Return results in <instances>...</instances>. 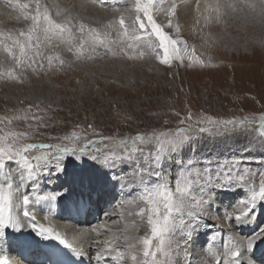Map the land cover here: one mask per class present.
<instances>
[{"label": "rangeland", "instance_id": "374dc122", "mask_svg": "<svg viewBox=\"0 0 264 264\" xmlns=\"http://www.w3.org/2000/svg\"><path fill=\"white\" fill-rule=\"evenodd\" d=\"M60 1L66 3V0ZM129 1L124 7L128 13L132 7V0ZM169 1L165 0V5ZM21 2L28 3L27 0ZM68 2L70 3L68 8L76 13L80 8L79 2L74 1L75 4L70 0ZM198 2L204 0H193V5H197ZM28 4L30 8V3ZM112 4L114 5L115 2L106 3L105 6L110 8ZM175 5V16L171 17L172 27L168 26L169 17L163 12L155 16L156 21L163 25V31L170 38L186 42L177 44L179 55L183 59L172 58L169 64L161 62L163 52L159 49V41L154 36L152 40L156 48L155 52L146 46H141L113 57L103 48H98L99 55L92 59H76L74 53L68 52L63 44L54 41L53 45L45 47L43 51L53 56L59 55L64 61L63 64L54 59L52 66L48 67L45 59L44 67L35 72L31 69L17 68L16 74L21 76V79L12 80L7 78L11 58L0 50L2 55L0 135L19 134L16 139L19 145L60 144L80 149L91 141L97 142L87 148L81 159L78 160L71 155L64 159L62 171H57V162L50 160L36 165L31 177L25 172L23 184L26 185L28 194L39 187L41 190L46 189V193L41 196L53 193L58 186L63 185L64 181L67 182L68 172L86 167L103 168L108 174H113L115 178H121L123 181L127 179L124 174L130 170V166L127 163L115 167L105 166L99 160L106 154V148L120 154L122 150L118 142L122 139L137 135L147 137L153 133L174 131L178 127L195 128L198 122L200 126H207L203 123L205 117L220 120L251 117L255 119L257 128L255 131H237L214 138L209 137L207 133L200 134L204 138L201 144L194 151L185 149V155L194 156L206 166L211 161L210 166L213 168L218 164L235 165L239 169L247 168L250 174H254L253 182L259 185L261 174L264 173V139H261L258 130L259 117L264 115V32L257 33L256 25H250L249 28L248 23L251 18L243 14L229 15L216 21L215 13H206L205 16L201 8L197 12L190 11V17H182L178 10L179 4L175 2ZM211 7L212 4L209 2L207 10ZM195 8L196 6L193 7ZM109 12L113 13V10ZM87 16L92 18L91 15ZM205 17L210 19L206 20ZM52 18L56 19V17ZM29 20L21 19L20 23L18 19L11 18L8 29L20 27L19 24L27 29ZM255 21L258 22L251 19V22ZM85 23L96 29H104L107 25V23L100 26L91 22ZM3 25L5 24L0 23V28H4ZM176 25L179 27L178 33ZM25 29L20 28V30ZM109 31L112 32L114 40H119L114 30ZM120 46L118 42L111 47L119 51ZM141 51L145 53L143 57L139 55ZM189 114L191 119H188ZM181 121L184 123L181 124ZM27 154L33 159L37 155L55 156L58 153L55 149L50 151L37 149ZM91 156H97L99 159H92ZM33 163L35 164L34 159ZM12 166L20 168L19 165ZM178 167L175 164L166 165L164 171L170 177L175 176ZM20 174L17 172V176L20 177ZM132 187L129 189L133 193L129 196L118 194L119 190H116L117 193L113 194L116 202L111 206H108L109 204L104 206L107 211L112 208L108 212L114 213L115 207L119 209L125 204L124 199L130 198L126 205L133 203L135 210L134 206L130 205L126 210L130 209V212L127 211V217L129 221L135 223L132 225L134 226L132 231H136L137 234L133 236L143 238L150 234L146 216L142 220L137 214L138 208L145 207V203L140 200L144 184L137 181ZM192 195L199 198L196 192ZM249 195V187L246 184L217 188L212 193L208 215L201 221L188 246L189 254L185 255L183 251L174 252L171 258L172 264H214V257L211 258L209 255L212 252L207 247L208 240L212 238L211 234L220 232L217 226L221 222L234 225L235 221L227 219L226 216L238 214L242 207L240 201ZM118 196L122 197L118 199ZM121 202L124 204L121 205ZM260 214L264 215V200H257L249 213L250 218L246 220H257L255 216ZM113 218L111 221L119 225L120 216ZM262 221L260 230L264 229L263 216ZM175 222L179 227L181 219L177 217ZM91 224L93 226L96 223ZM118 237L122 241L120 244L122 248L118 247V249L124 253V259L118 260L115 258L116 255L109 257H113L118 264H135L131 257L138 250L126 247L122 232H119ZM199 238L207 243L204 247L202 245L200 254L205 258L200 261L197 254L190 250L197 246V244L194 246V243L199 242ZM171 240L173 249L176 248V241L181 245L184 243L183 240L180 241L179 232H176ZM100 246L101 244H97L96 248L92 249L95 250ZM159 258L164 259L163 256Z\"/></svg>", "mask_w": 264, "mask_h": 264}, {"label": "snow or ice", "instance_id": "6c2138e0", "mask_svg": "<svg viewBox=\"0 0 264 264\" xmlns=\"http://www.w3.org/2000/svg\"><path fill=\"white\" fill-rule=\"evenodd\" d=\"M15 2L23 13V18L31 20V25L26 30L15 33H0L2 37L0 38V50L11 58L10 70L7 72L9 79H21V76L16 74L17 68L31 69L33 72L43 68L45 59L48 67L52 66L54 59L63 64L64 61L59 55L53 56L43 51L45 47L53 45L54 41L63 44L68 52L74 53L76 59H92L99 55L98 48H103L113 57L141 46H146L155 52L156 48L152 40L154 36L158 39V47L163 52L162 63L169 64L172 58L183 59L179 55L180 50L177 44L186 42L170 38L163 31V25L155 19L156 15L163 12L169 17L168 26L172 27L171 17H174L176 12L175 0H170L167 5H165V0H132V7L128 13V16L132 18L129 22L126 23L128 16L121 13L118 19L109 20L104 29L89 26L84 22L90 19L89 17L74 13L71 9H66L62 13L57 12L56 15L59 17L57 20L52 18L48 6L41 3V0H34V12L29 11L28 3H22L21 0H15ZM107 2L108 0H81L80 7L82 9L89 6L104 8ZM210 11L215 13L216 21L229 15L243 14L264 23V0H223L222 3L217 0ZM205 19L209 20L210 17H205ZM175 27L178 33V25ZM109 30H114L119 40H114ZM118 42L121 45L119 51L111 47ZM144 54L143 51L139 53L140 57ZM188 119H191V114ZM259 121L258 130L261 139H264V115L259 117ZM183 123L184 121H181V124ZM203 123L207 126H200L198 122L195 128L178 127L174 131L153 133L147 137L137 135L122 139L118 142L122 150L120 154L106 148V154L103 159L99 160L108 167L127 163L130 170L124 174L127 179L121 181L125 186L130 183L135 184L137 181L144 184L140 200L145 203V207L140 208L137 214L142 220L146 216L150 234L143 238L129 235L123 237L127 248L138 250L131 257L135 264H172L171 258L174 252L183 251L185 255H188V246L201 221L208 215L212 193L217 188H228L233 184L248 185L250 195L240 201L242 207L238 214L226 216L227 219L234 220L236 223L249 219V213L257 200H264V173L261 174V180L257 186L253 182L254 174H250L247 168L239 169L235 165L229 166L228 164L222 166L218 164L213 168L210 166L211 161L206 166L194 156L185 155V149L194 151L201 144L204 138L200 134L207 133L209 137L214 138L237 131H255L257 128L255 119L243 117L220 120L205 117ZM194 132L197 134L193 135ZM18 135L17 133L0 135V237L4 236L6 227L14 229L20 227V219L13 211L16 207L14 194L19 191L18 186L14 188L12 183L13 172L21 173L22 182L25 172L28 177H31L36 165L50 160H55L57 171H62L64 159L71 155L79 160L86 153L87 148L97 143L91 141L80 149L60 144L19 145L16 143ZM37 149L49 151L55 149L58 154L34 156V164L33 159H30L27 153ZM91 158L99 159L97 156H91ZM173 164L179 166L178 173L170 177L164 168L166 165ZM12 165H19L20 168H12ZM193 192L199 194L198 199L192 195ZM21 195L24 206L23 216L35 220L34 215L28 210L31 203L29 195ZM58 195V193H50L37 197V200L54 201ZM177 217L181 219L179 227L175 222ZM176 232H179L180 240L184 243L181 245L179 241H176V248L173 249L171 237ZM38 234L67 244L62 234L54 228H41ZM118 235V233H113L112 239L97 241L98 244L108 245L98 255L114 252L116 259L123 260L124 253L112 246L120 242L117 239ZM261 238H264V229L246 240L226 246L223 258L215 253H209V255L214 257L215 264H240L238 258L241 256V249H252L256 241ZM233 239L229 237L230 241ZM68 247L71 248L72 245L68 244ZM80 254L82 253L77 252V255ZM159 256H163L164 259L161 260ZM248 264L252 262L248 261Z\"/></svg>", "mask_w": 264, "mask_h": 264}, {"label": "bare ground", "instance_id": "6f19581e", "mask_svg": "<svg viewBox=\"0 0 264 264\" xmlns=\"http://www.w3.org/2000/svg\"><path fill=\"white\" fill-rule=\"evenodd\" d=\"M21 1L24 2L25 0ZM70 1L71 3H74V1L79 2V4L81 3V0ZM27 2L30 3L29 11H34V0H27ZM31 2L33 3L32 5ZM109 2H115V4H112V7L110 8L107 7V5L104 6V8L89 6L86 9H82L80 7L79 9H77L76 13H81L83 16L91 15L92 18L89 16L90 19H87L84 22H91L92 24L98 26L103 23L108 24L109 20L118 19L121 13H125L126 16H128V12L125 11L124 7H126L127 2H130L129 0H108L107 4ZM175 2L179 4L178 10H180L182 17H190L191 13L200 11L201 8H203L204 15L206 13L209 14L211 12V8L207 10V4L210 2L213 6L217 3V0H204V2H198L197 5H193V0H175ZM220 2L222 3L223 0H220ZM41 3L46 4L48 6L49 11L54 13H51L52 17H56V19H59V17H57L56 15L57 12L62 13L66 9H69L68 6H70L68 0H66L65 4L61 3L60 0H41ZM114 6L115 8H113ZM194 6H196L195 9H193ZM18 9L19 7L16 5L15 0H0V23L5 24L3 25L4 28H0V33H15L20 31V28L25 29V27H21L20 24V27H12L8 29V25L10 22L9 20L11 18L12 20H16L19 17L18 21L20 23L21 19H24L23 13L21 11H14ZM109 10H113V13L109 12ZM190 11L192 12L190 13ZM203 14H201V16ZM210 14H212V12ZM129 17L130 16H128V19H126V22L129 21ZM249 21V28L250 25H256L258 26L257 33L264 32V23H261L260 21L251 22V19ZM30 25L31 21L29 20L27 26L30 27ZM249 33L250 32H248V34ZM1 56L2 55H0V60ZM14 168L17 169L16 167ZM104 174H106V176ZM66 176L67 182L64 181L63 185L61 187L58 186L57 190L53 192L59 194L56 200L38 201L37 197H42L41 195L46 193V189L41 190L39 189V187L34 190L33 193L28 194L29 191L27 190L26 185L23 184L24 179L21 182L20 177L17 176V172H13L12 183L14 185V188H16L17 186L19 188V191L15 192L14 194L16 207L13 211L14 214L17 215L20 219V227L18 229L6 227L4 230V236L0 237L1 264H5L8 260H11L17 264H56L55 255L57 253L61 254L62 256H67V259L63 262L66 264H68L69 262H71L72 264H118L113 257H109L116 255V253L114 252L111 254L103 253L102 255H98V253H101L103 248L107 247L108 245L101 244V246L95 250H93L92 248H96V245L98 244L97 241L112 239L113 233L119 234V232H122V238L125 235L133 236L137 234L136 231H132V229L134 228V226L132 225H134L135 223L133 224L131 221H129V218L127 217V211L130 212V209L126 210V207H129V205L132 207L134 206L135 210V205L133 203L126 205V203H128L127 201L130 199L127 198L124 199L125 204L124 202L120 203L121 205L124 204L122 207H120L119 209L115 207L116 211L114 213L108 212L112 209L109 208L108 211L107 209H105L103 213H99V211H96V213L91 216V213L89 214V210L86 213L87 202L86 197L83 196V194H85L84 187H91L93 185L94 189H98V187L100 186L101 192L103 193L101 197H104L105 199L103 200H107L109 202L108 206H111L116 202V200L114 199L115 195H113L114 192H116V190H119L118 194L129 196L130 193H133V191L129 189L130 187H132V184L130 183L125 186L123 183H121V178H115L116 176L114 177L113 174H108V172H106L103 168H99L96 166H94V168L86 167L82 170L72 169V172H68V175ZM4 186L6 187V185ZM21 194L29 195L31 203L28 206V210L34 215L35 220L23 216L24 206L22 203ZM121 197L122 196H118V199ZM139 209L140 208H138V210ZM115 216H120V222H118L120 223L119 225L117 224V222L111 221V219ZM262 216L264 217L263 214H260V216H255L257 217V220H245L241 223L234 222V225H226L225 221L224 223L221 222L219 225H222L223 227H220L219 225L217 226L219 227L220 232L211 234L212 238L208 240L209 246H206L209 247L210 252L215 253L216 255H219L223 258L224 249L226 246L231 243L246 240L247 238H250L261 231L259 228H261V222H263ZM91 223L96 224L92 226ZM49 227L54 228L56 231L60 232L64 239H66L67 244L61 243L59 240H56L54 238H46L38 234L41 228L46 229ZM229 237H233L234 239L230 241ZM117 239L120 242L112 245L116 248L121 247L120 244L122 242L118 236ZM198 240L199 242L194 243V246L196 244L197 246L195 248H190V250L194 254H197L196 256L200 258V261L205 258L203 255L200 254V252L207 243L203 242L202 238H199ZM34 242L36 244H33ZM28 243L32 244L30 249L33 253L27 254L28 260L30 261L23 263L20 262L18 252L25 251L26 253H28V251L26 250L28 249ZM43 243H47L45 244V249L42 248ZM50 243L53 244L48 245ZM257 243H259V245ZM68 244H71L72 247L69 248ZM38 247L39 252L36 253L35 250H37ZM77 252L82 254L77 255ZM73 253L75 254V256L73 258H70ZM250 255L254 256V259L257 263L264 264V238L257 240L252 249H241V256L238 258L240 264H247L248 261H251L252 258L250 257ZM258 255H260V257ZM210 257L213 258V256Z\"/></svg>", "mask_w": 264, "mask_h": 264}]
</instances>
